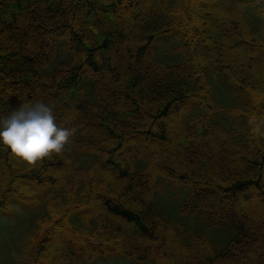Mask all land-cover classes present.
<instances>
[{"label":"trees","instance_id":"trees-1","mask_svg":"<svg viewBox=\"0 0 264 264\" xmlns=\"http://www.w3.org/2000/svg\"><path fill=\"white\" fill-rule=\"evenodd\" d=\"M138 1L0 0V119L74 130L0 148V264H264V0Z\"/></svg>","mask_w":264,"mask_h":264},{"label":"clouds","instance_id":"clouds-1","mask_svg":"<svg viewBox=\"0 0 264 264\" xmlns=\"http://www.w3.org/2000/svg\"><path fill=\"white\" fill-rule=\"evenodd\" d=\"M74 130L56 123L54 109L47 103L22 105L0 119V148L18 162L35 166L62 153Z\"/></svg>","mask_w":264,"mask_h":264},{"label":"rangeland","instance_id":"rangeland-1","mask_svg":"<svg viewBox=\"0 0 264 264\" xmlns=\"http://www.w3.org/2000/svg\"><path fill=\"white\" fill-rule=\"evenodd\" d=\"M135 1V0H134ZM138 1V0H137ZM206 1H209V4L212 2L211 0H206ZM138 2H140V0L138 1ZM140 4L141 3H139V6H140ZM142 5V4H141ZM215 4L213 3V4H210L209 6H214ZM191 6L192 7H195V8H199L198 7V2H197V0H194L193 1V3L191 4ZM135 8H139V7H135ZM132 9H134V8H132ZM183 11H185V7L183 8ZM124 12V14L125 15H128L130 12L129 11H123ZM204 14L205 13H203V12H201V16H204ZM185 18H187V19H191L190 18V16H187L186 14H185ZM203 18H206V17H203ZM196 21H198L197 19H195ZM129 23H130V20H126V21H124L123 22V27H125L126 29H127V32L129 33V35H130V38H131V41L133 42L136 38H138V34H139V32L138 31H132V30H130V29H128L125 25H129ZM131 42V43H132ZM216 45L218 46V47H220V48H223V46H225V45H222L221 43H216ZM225 48H226V50L227 51H229V52H232L233 51V49L231 48V49H229L228 47H226L225 46ZM252 48L253 47H251V46H246V48L244 49V50H246L247 51V53H249V55H254V52H255V49H253L252 50ZM233 53V52H232ZM234 54H236V52L234 53ZM250 68H251V66H250ZM261 75H263V72L261 71V70H259L258 71ZM199 84H201V79L199 78ZM257 87H260V84H257ZM256 92V91H255ZM260 94H258V96L255 98L254 97V95H253V92H252V95H253V104L255 105V103H256V101H257V103H259V102H261L262 100H261V97H264V92H262V91H260L259 92ZM0 94L2 95H4L6 98H9L8 100H10V101H15V100H18L19 98H21L22 96H20V94L21 93H14V92H11V91H7V90H3L2 88H0ZM168 123H169V125L172 127L173 126V124H174V119L172 118V116L171 117H169V119H168ZM173 128V127H172ZM219 147H221V148H223L224 146H223V144H221V142H220V145H219ZM207 149H209L210 150V148H208L207 147ZM168 152V151H167ZM99 168V167H98ZM32 187L33 188H35L36 186L32 183L30 186H28V188L29 189H32ZM70 188V187H69ZM85 191H86V188H85ZM71 193H72V191L69 189L68 190V192H67V195H68V198H70L71 197ZM228 201H230V198L228 199ZM255 203V202H254ZM254 203H250V204H248V207H249V209H250V211L252 212L253 211V208L254 209H257L258 208V205L257 204H254ZM235 204H237V205H242V204H240L239 202H236ZM74 208H76V207H74ZM88 208V210H90V211H92V210H94V211H97V203L96 202H93L89 207H87ZM93 214H90V213H86V216H87V218H89V217H91ZM54 230V229H53ZM62 231V230H61ZM52 237H53V240L52 241H54V243H59V244H61V246L62 247H66L67 245H72V241H71V239H67L66 237H65V235L62 233V232H58V230L56 231V229L54 230V231H52ZM254 240H256V239H254ZM76 245V244H75Z\"/></svg>","mask_w":264,"mask_h":264}]
</instances>
